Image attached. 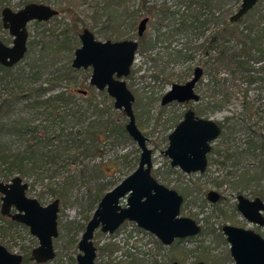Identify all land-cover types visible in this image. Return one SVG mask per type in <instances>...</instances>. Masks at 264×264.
<instances>
[{"label":"rangeland","instance_id":"rangeland-1","mask_svg":"<svg viewBox=\"0 0 264 264\" xmlns=\"http://www.w3.org/2000/svg\"><path fill=\"white\" fill-rule=\"evenodd\" d=\"M24 1L0 0V10L3 6L16 9ZM35 1L56 9L58 15L39 25L31 24L28 26V46L31 47V58H38V55H43L48 51L43 49L53 50L56 42L61 43L63 40L64 35L60 34L74 29V33L68 34L69 36L67 35L65 40L69 41L68 45L71 51L66 52L64 50V52L54 53L53 55L52 52L48 53L51 54L50 57L53 58L54 62L52 63L51 58L47 56L48 65L51 66L50 64L54 65L56 63L57 66L47 68L41 80L46 78L55 68L63 67V63L67 62V57H69V63L71 62L74 50L79 47L77 35L84 28L90 30L99 41L136 39L137 23L145 14L144 10L139 14L134 12L138 8L135 6L137 0H124L123 3L114 4V7L110 8L113 12L111 14H114V19L111 18V15L106 14L109 0ZM149 1L154 5H159L157 8L162 6L176 15L165 18L157 15L156 12L152 13L144 38L139 40L140 45L131 67V77L127 79V85L135 99L133 110L135 114H138L137 125L148 139L147 146L152 149V170L155 176L162 183L174 188L184 196L180 214L193 218L200 224L201 230L194 236L182 238L170 245H163L158 242L154 235L139 232H135L136 237L127 240L126 233L134 230L132 225L128 223L123 225L116 236L112 238L114 241L110 239L111 236L96 230L93 242L97 247L99 258L108 261L109 264H171L174 260L180 264H194L199 257H203L202 260L209 264H232L229 244L221 232V225L230 223L255 229L256 225L244 219L236 209L235 197L237 194H243L250 198L258 195L264 200V152L262 147L259 146L261 143L260 138L255 136L253 141L256 147L241 161L234 164L233 157L227 159L225 156L233 153L234 150L246 149L250 135L244 124H237L238 126L232 128L231 122H227L224 123L222 136L215 143L221 153L209 156L207 168L203 174L184 173L177 167L170 166V159L163 154L168 142L167 135L174 126L172 119L180 120L186 108L182 104L160 107L159 101L172 84H183L190 79L195 67H201L204 71L198 88L204 87L209 79V75L205 74L204 62L210 55L205 53L201 46L210 36H213L214 29L207 27L204 32L196 31L195 36L184 33L169 38L171 29L177 28L181 20L189 15L190 10L186 7L188 3L184 0ZM219 1L221 3L219 9L220 20L230 17L238 10L240 5V0ZM257 6L258 8L252 18L256 21L260 18V14H264V5L258 4ZM217 24L219 27L221 26V22ZM0 39L8 44L11 43L7 33L1 29ZM184 47H188L189 51H183V58L179 62H174L169 58L174 51L181 50ZM26 60V58L23 59L12 70L13 73L16 72L18 67L24 66ZM87 74V72H83L73 78L63 80L59 84V88L40 95L37 100L46 101L49 96L65 90L67 87L86 89L88 85ZM235 83L236 87L233 86L232 89H227L228 93L231 94L227 102L220 109L204 116L223 122L225 116L236 115L241 110L243 92L246 90V100L253 107L258 108L257 115L262 117L258 122L259 133H264V115L262 116L264 110V77L261 81L250 86H247L246 82L235 81ZM198 88H196L197 92L199 91ZM94 91L96 101L103 103L102 98L96 96L97 91ZM26 93L25 88L21 96ZM7 97L6 83H2L0 86V99H6ZM33 100V97H24L20 101L21 103L14 107L15 114L13 117H20L25 121H29L30 125H37V134H39L41 132L40 123H44L47 117L43 111H50L51 109H45V106L34 107L32 110L22 108L24 104ZM79 103L77 100L76 104ZM198 104L191 103V106L195 109ZM118 111L114 109L105 112L103 120L112 117L117 122L123 120L125 123L127 121L126 116L121 117ZM72 121L71 116H68L67 121L61 124L64 127L61 138L66 139L64 134L73 129L71 128L74 125ZM84 124L85 122L79 123L83 126ZM230 129L231 134L229 133ZM32 139L31 134H27L20 139L16 136L7 137L9 149L6 154L13 155L26 143L32 142ZM139 153L140 150L136 142L129 135L117 140L102 136L101 141L98 142H91L90 138L85 137L82 146L76 148L72 144L68 145V150L64 155L44 166L41 175L43 177L42 182L34 180L33 177L19 176L28 184L26 191L28 196L37 198L42 204H47L54 198L59 199V230L64 227L67 235H72L77 227L86 224L91 217L97 205V198L119 183L137 167ZM73 157H77L75 164H72ZM246 170H249V173H257L254 180L248 184L239 180L240 174ZM9 179H3L0 176V180L8 181ZM214 180H216V183ZM51 187L54 188V192L48 190ZM211 189L220 193V198L216 202H210L206 198L207 191ZM98 191L99 196L96 197ZM81 232L82 230H79L77 238L80 237ZM257 232L264 237V226L259 227ZM66 239L59 248V252L63 253L61 257H58L59 264H66L67 255L72 254ZM115 242L118 244L115 245ZM0 243L12 252L24 254L30 253L38 242L29 233L28 227L22 224L8 225L6 221L0 220ZM106 243H112L113 250L101 253L98 247L104 246ZM132 245H135V247ZM129 246L133 247L130 250L137 252L136 258L126 256V251L129 249L127 247ZM77 251L76 248L75 255ZM57 252L58 248L56 249ZM45 264H56V261L53 259Z\"/></svg>","mask_w":264,"mask_h":264},{"label":"water","instance_id":"water-1","mask_svg":"<svg viewBox=\"0 0 264 264\" xmlns=\"http://www.w3.org/2000/svg\"><path fill=\"white\" fill-rule=\"evenodd\" d=\"M259 1L240 0L239 8L229 17V22H238ZM57 14L56 10L44 4L31 3L17 12L5 8L2 11V24L14 40L12 46L0 40V66L11 68L24 58L28 22H46ZM146 23L147 18L139 22V37ZM78 38L80 47L74 51L71 67L91 70L89 85L98 92L105 91L113 100V107L122 110L127 118L125 130L136 142L140 153L137 167L100 198L78 239L76 263L96 264L94 232L99 229L103 233H113L124 221L135 222L138 227L154 234L164 245L171 244L176 238L198 234L200 225L191 217L180 215L182 195L159 183L151 175L152 150L147 146V137L136 124L132 108L134 97L124 80L130 74L137 42L99 41L86 28ZM202 74V68L196 67L192 78L184 84H172L161 98V105L197 102L199 97L194 93V87ZM76 92L85 94L82 90ZM220 132L216 121L198 117L192 109H188L169 133L168 145L163 153L170 159L171 166H177L185 173H203L207 166L209 142ZM27 188L28 184L19 175H14L8 181L0 180V214L28 227L29 233L38 240L30 258L36 263H44L55 256L53 239L58 236L59 199L41 204L38 199L26 194ZM219 196L213 190L207 192L211 202H216ZM236 199V207L245 219L259 226L264 225V202L260 197L249 200L237 195ZM221 230L229 244L233 264H264V238L260 234L228 223L223 224ZM22 259V254L8 250L0 243V264H21ZM172 264L179 263L174 261ZM195 264L207 263L197 261Z\"/></svg>","mask_w":264,"mask_h":264},{"label":"trees","instance_id":"trees-1","mask_svg":"<svg viewBox=\"0 0 264 264\" xmlns=\"http://www.w3.org/2000/svg\"><path fill=\"white\" fill-rule=\"evenodd\" d=\"M185 1L188 3L186 7L190 10L189 15L181 20L177 28L171 29L169 38H174L184 33L194 36L197 30L202 28L206 23H209L210 15L211 17L215 15V39L201 46L205 53L210 56L204 62L205 74L209 75V79L204 87L199 89L201 97L204 100L199 108V113L208 114L209 112H214L216 109H220L227 102L231 97L227 89H232L233 86L236 87L235 81L246 82L247 86H250L253 83L261 81L264 77V14H260L258 21L252 19L258 8L257 5H264V0L259 1L252 10L236 23L229 22V17L220 20L219 9L221 8V3L219 0ZM123 2L124 0H109L106 7V12H108L104 11V13L111 15V18L114 19V14H111L113 12L110 8H113L114 4ZM155 12L165 18L176 15L174 12H170L163 7L158 10L154 9L153 14ZM219 22H221L220 27L217 24ZM73 33L74 29H70L68 32L60 34L64 35L61 43L57 41L53 50L48 48L43 49L48 51L43 55H38V58L30 57L32 52L31 47L28 46L24 57V59H27L26 63L24 66L18 67L15 73L12 70L19 64L12 68L0 66V86L2 83H6L8 91V97L0 99V176L3 179L20 175L27 178L33 177L34 180L42 182L43 177L41 175L44 166L64 155L68 150V145L72 144L78 148L83 145L85 137L90 138L91 142L101 141L102 136L111 137L116 140L121 137H128L123 120L117 122L112 117L103 120L105 112L115 109L113 107V100L105 92H96V96L101 97L103 103L96 101L95 91L92 87H89V94L85 97L74 94L67 87L65 90L58 91L54 95L49 96L46 101L37 100V97L40 95L59 88V84L63 80L83 73L81 71L77 73L73 70L69 63V57H67V62L63 63V67L55 68L53 72L41 80L47 68L57 66L56 63L54 65L50 64L51 66L48 65L47 56L54 63L53 58L50 57L51 54L48 53L52 52L53 55L54 53L64 52V50L66 52L71 51L68 45L69 41L65 40L68 34ZM183 51H189L188 47L174 51L170 54L169 58L174 62H179L183 58ZM25 88L27 93L21 96ZM24 97L34 98L32 102L24 104L22 108L25 110H32L34 107L41 106H45V109H51L50 111H43L48 118H45L44 123H40L41 132L39 134H37V125H30L29 121H25L20 117H13L15 114L14 107L20 104V101ZM246 97L245 90L243 92L240 112L236 115L225 116L222 122L223 127L224 123L231 122L232 128H235L237 124H244L250 135H248L249 141L246 149L234 150L233 153L225 156L227 159L233 157L235 160L234 164L241 161L244 156L248 155L256 147L253 141L255 136H259L261 142L259 146L262 147V151L264 152V133H259L260 129L258 128V122L262 117L261 115H257L258 108L253 107L246 100ZM77 100L80 102L79 104H76ZM118 112L124 118V113L120 110ZM262 112L263 116L264 110ZM68 116H71L74 125H72L71 128L73 129L71 131L64 134L66 139H63L60 137L64 129L61 124L67 121ZM136 117L138 119L137 113ZM172 120L173 123L176 122L175 119ZM83 122H85L84 126L79 125V123ZM229 133H232L231 129ZM27 134L32 135V142L26 143L13 155L6 154V151L9 149L7 137L16 136L20 139L24 138ZM76 158L73 157L72 164L77 162ZM256 174V172L249 173V170L243 171L239 180L242 183L248 184L254 180V176H257ZM48 190L50 192L55 191L53 187ZM95 196H99V191ZM100 197L97 198L96 202L99 201ZM0 220L6 221L8 225H17L16 222L1 214ZM84 226L85 224L77 227L72 235H67L64 227H60L59 236L54 242L55 247L58 248V252L54 258L56 264L60 263L58 257H61L63 253L59 252V248L65 238H67L66 242L72 250V254L67 255L66 264H76L75 251L78 240L76 236L79 230H83ZM111 244L106 243V245L98 247V250L101 253L104 251L110 252L113 250ZM96 259H98V256ZM200 259L202 260L203 257H199L197 260ZM23 263L37 264L31 262L29 253H24Z\"/></svg>","mask_w":264,"mask_h":264},{"label":"flooded vegetation","instance_id":"flooded-vegetation-1","mask_svg":"<svg viewBox=\"0 0 264 264\" xmlns=\"http://www.w3.org/2000/svg\"><path fill=\"white\" fill-rule=\"evenodd\" d=\"M26 1V2H25ZM23 3H22V5H20V7H17L16 9H13V8H10V7H8V6H3V8L0 10V29L1 30H3L4 32H6L7 33V35H8V37L10 38V40H11V43H7V42H5V41H3V40H1L5 45H7V46H12V43H13V40H14V38L9 34V32H8V30L7 29H5L4 27H3V24H2V11L5 9V8H8V9H10L12 12H17V11H19L20 9H22V8H24V6H26V5H28V4H31V3H33V4H42V3H38V2H36L35 0H25ZM215 3H214V1H213V5H214ZM45 5V4H44ZM48 6V5H47ZM136 6V10L134 11L135 13H141V11L142 10H144L143 12H145V14H144V16L138 21V23H137V27H136V35H137V38L136 39H126V40H133V41H135V42H137V44H138V48H139V40H142L143 38H144V34H145V32H146V29H147V24L149 23V21L151 20V15H152V13H153V10L154 9H159V8H157V7H159V5H154V3H152L151 1H149V0H137V4L135 5ZM50 7V6H49ZM52 8V7H51ZM160 8H162V6H160ZM52 9H54V8H52ZM54 10H56V9H54ZM57 11V10H56ZM58 12V11H57ZM58 15V14H57ZM56 15V16H57ZM158 15V14H157ZM55 16V17H56ZM55 17H52V18H55ZM52 18H50V19H52ZM144 18H147V23H146V26H145V30H144V32H143V34H142V36H138V34H137V30H138V24H139V22L142 20V19H144ZM49 19V20H50ZM47 22V21H46ZM40 23H43V22H38V21H30V22H28L27 23V25H26V31H27V40H26V52H27V48H28V26L29 25H31V24H33V25H39ZM213 28L214 29V34H213V36H210V38L206 41V42H211V41H213L214 39H215V15H213L212 17H211V15H210V17H209V23H206L205 25H203V27L202 28H200L199 30H197V31H202V32H204V30L206 29V28ZM85 29V28H84ZM82 32V31H81ZM80 32V33H81ZM79 33V34H80ZM199 33H201V32H199ZM198 33V34H199ZM79 34L77 35V37L79 36ZM195 36V35H194ZM78 40H79V38H78ZM105 41H107V40H105ZM109 41H111V42H116V41H123V40H116V41H112V40H109ZM158 41V40H157ZM156 41V42H157ZM205 42V43H206ZM204 43V44H205ZM79 47H80V41H79ZM78 48V47H77ZM76 48V49H77ZM138 48H137V50H138ZM75 49V50H76ZM74 50V51H75ZM137 52V51H136ZM25 55H26V53H25ZM25 55H24V57H25ZM135 56H136V53H135ZM135 56H134V59H135ZM73 57H74V52H73ZM24 59V58H23ZM22 59V60H23ZM73 59V58H72ZM21 60V61H22ZM20 61V62H21ZM20 62H18L17 64H19ZM71 62H72V60H71ZM71 62H70V66H71ZM133 63H134V61H133ZM133 63H132V65H133ZM16 64V65H17ZM16 65H14V66H16ZM13 66V67H14ZM132 67V66H131ZM12 68V67H11ZM72 68V67H71ZM196 68V67H195ZM194 68V69H195ZM201 68V67H200ZM73 69V68H72ZM193 69V70H194ZM73 70H75V69H73ZM203 70V69H202ZM77 73H79L80 71L81 72H87L88 74V85H87V88L86 89H77V88H74V89H71L70 88V91H72L74 94H77V95H80V96H83V97H85V96H87L88 94H89V87H92V86H90L89 85V78H90V73H91V70L90 69H78V70H75ZM203 74H204V71H203ZM203 74H202V76H203ZM192 76H193V71H192ZM192 76H191V78H192ZM202 76H201V78H200V80L196 83V85H195V87H194V93L199 97V100L197 101V102H193V101H190V102H187V103H177V102H172V103H168V104H166V105H164V106H162L161 105V98L163 97V95L168 91H166L162 96H161V98H160V101H159V104H160V107H166V106H169V105H172V104H182V105H184V107L186 108L185 110H184V112H183V115H184V113L188 110V109H192L193 111H194V113L198 116V117H203V118H210V119H213L214 121H216V123H218V125L220 126V128H221V132L219 133V135L215 138V139H213V140H211L210 142H209V144H210V150L207 152V154H206V157H207V163H208V160H209V156H211V155H218V154H220L221 153V151L217 148V146L215 145V143H216V141L222 136L221 134H222V130H223V126H222V122H220V121H217L216 119H214V118H211V117H207V116H204L205 114H200L199 113V108H200V106H201V104H203V99H202V97H201V92H200V88H198V85H199V83L201 82V79H202ZM131 77V70H130V74L128 75V77L127 78H125L124 80H125V82H126V85H127V79L128 78H130ZM190 78V79H191ZM189 80V79H188ZM187 80V81H188ZM186 82V81H185ZM184 82V83H185ZM183 83V84H184ZM93 88V87H92ZM127 88H128V85H127ZM196 88H198V92L196 91ZM94 90H96L95 88H93ZM129 89V88H128ZM78 90H82V91H85V94H79V93H77L76 91H78ZM97 91V90H96ZM98 92V91H97ZM103 92H105V91H103ZM131 92V91H130ZM106 93V92H105ZM133 95V94H132ZM134 97V96H133ZM135 100V99H134ZM134 102V101H133ZM200 102V103H199ZM191 103H194V104H198L197 106H196V110L194 109V108H192V106H191ZM132 108H133V104H132ZM117 110V109H116ZM120 111H122V110H120ZM133 112H134V110H133ZM209 113H211V112H209ZM208 113V114H209ZM183 115H182V118H183ZM134 116H135V121L137 120V118H136V114L134 113ZM181 118V119H182ZM180 119V120H181ZM180 120H176V122H174V126H173V128L175 127V125L180 121ZM173 121V120H172ZM126 123V122H125ZM136 124H137V122H136ZM138 126V125H137ZM139 128V127H138ZM173 130V129H172ZM171 130V131H172ZM170 131V132H171ZM169 132V133H170ZM169 133H168V135H169ZM168 135H167V141H168ZM148 140V139H147ZM167 145H168V142H167ZM167 147V146H166ZM150 148V147H149ZM151 149V148H150ZM166 149V148H165ZM164 149V150H165ZM152 150V149H151ZM163 150V151H164ZM164 154V153H163ZM152 159V158H151ZM169 164H170V162H169ZM171 166V165H170ZM152 167H153V164H152ZM173 167V166H172ZM174 167H177V166H174ZM178 169H180L179 167H177ZM206 168H207V166H206ZM181 170V169H180ZM182 171V170H181ZM206 171V169L204 170V172ZM184 172V171H183ZM203 172V173H204ZM185 173V172H184ZM191 173H199V174H203V173H200V172H191ZM151 175L159 182V183H161V184H163L164 186H166V187H168V188H171V187H169V186H167L166 184H164V183H162L159 179H157V176H155V174H154V171L151 169ZM241 175V174H240ZM124 179V178H123ZM214 182L216 183V180H214ZM118 184V183H117ZM116 184V185H117ZM114 187V186H113ZM112 187V188H113ZM172 189H174V188H172ZM175 190V189H174ZM212 190V189H211ZM211 190H208V191H211ZM27 191V190H26ZM108 191V190H107ZM177 191V190H176ZM207 191V192H208ZM213 191H215V190H213ZM178 192V191H177ZM215 192H217V191H215ZM105 193V192H104ZM103 193V194H104ZM217 193H219V192H217ZM27 194V193H26ZM180 194V193H179ZM180 195H182V194H180ZM219 195H220V193H219ZM237 195H243V194H237ZM237 195H236V197H235V199L237 198ZM244 197H246V198H248L249 200H253L255 197H260V196H258V195H256V196H254V197H252V198H250V197H247V196H245V195H243ZM102 197V196H101ZM100 197V198H101ZM182 197H183V200H184V196L182 195ZM206 198H207V193H206ZM219 198H220V196H219ZM218 198V199H219ZM37 199V198H36ZM208 199V198H207ZM260 199L264 202V200L260 197ZM100 200V199H99ZM39 201V200H38ZM123 201V200H122ZM40 202V201H39ZM99 202V201H98ZM98 202H97V204H98ZM183 202V201H182ZM211 202V201H210ZM41 203V202H40ZM42 204V203H41ZM182 204V203H181ZM237 205V199H236V204H235V206ZM97 206V205H96ZM180 208H181V206H180ZM236 209H237V207H236ZM238 210V209H237ZM11 212H13V210H11ZM59 212V211H58ZM240 213V212H239ZM241 214V213H240ZM262 214H263V216H264V212H262ZM181 215V214H180ZM242 215V214H241ZM4 216V215H3ZM185 216V215H184ZM5 217H7V218H9V219H11L9 216H5ZM244 218V217H243ZM193 219V218H192ZM245 219V218H244ZM89 220V219H88ZM247 220V219H246ZM248 221V220H247ZM14 222H16V221H14ZM58 223H59V221H57ZM249 222V221H248ZM17 224H21V223H18V222H16ZM87 223V222H86ZM128 223H130L131 225H132V228L134 229V230H132L131 232H127L126 233V238H127V240H129V239H131V238H133V237H136V233L135 232H139V233H145V234H147V235H154V234H152L151 232H149V231H146V230H144V229H142V228H140V227H138L136 224H135V222H133V221H124L113 233H105V234H107V235H109V236H111V238L110 239H112L114 236H116V234L120 231V229H121V227L123 226V225H125V224H128ZM251 223V222H250ZM225 224V223H224ZM228 224H230V223H228ZM253 225H256L255 226V229H252V228H246V227H243V226H239V227H242V228H246V229H252V230H254L256 233H258L257 232V230L259 229V227H263V226H259V225H257V224H255V223H252ZM23 225V224H22ZM86 225V224H85ZM200 225V224H199ZM223 225V224H222ZM221 225V226H222ZM231 225H234V224H231ZM23 226H25V225H23ZM234 226H238V225H234ZM27 227V226H26ZM57 227H58V236H59V232H60V230H59V225L57 224ZM201 227V226H200ZM84 228H85V226H84ZM84 228H83V230H84ZM83 230H82V232H83ZM97 230H99V229H97ZM100 231V230H99ZM81 232V233H82ZM101 232V231H100ZM221 232H222V230H221ZM95 233V232H94ZM101 233H103V232H101ZM223 234V233H222ZM259 234V233H258ZM261 235V234H260ZM58 236L55 238V239H53V247H54V251H55V256H54V258L56 257V247H55V244H54V242H55V240L58 238ZM155 236V235H154ZM262 236V235H261ZM189 237V236H188ZM225 237V236H224ZM263 237V236H262ZM36 238V237H35ZM80 238V237H79ZM78 238V239H79ZM157 240H158V242H160L161 244H163L157 237H155ZM186 238V237H185ZM264 238V237H263ZM37 239V238H36ZM182 238H176V239H174V241L172 242V243H176L177 241H180ZM113 240V239H112ZM226 240V239H225ZM114 241V240H113ZM37 242H38V240H37ZM77 242H78V240H77ZM94 243V242H93ZM171 243V244H172ZM38 244V243H37ZM118 244V243H117ZM116 244V242H115V245H117ZM95 245V244H94ZM164 245V244H163ZM170 245V244H169ZM37 246V245H36ZM76 246H77V243H76ZM96 246V245H95ZM132 246H134L135 247V245H132ZM34 248V247H33ZM32 248V249H33ZM77 248V247H76ZM127 248H129V249H127V251H126V256H128L129 258H131L132 256L134 257V258H136L135 256H136V254H137V252H134V250L132 251V250H130V249H132L133 247H127ZM31 249V250H32ZM78 250V249H77ZM30 253H31V251H30ZM30 253H29V258H30ZM77 253H78V251H77ZM76 253V254H77ZM20 254H22V256H23V259H24V254L23 253H20ZM230 254V253H229ZM97 256H98V259H96L97 258ZM53 258V259H54ZM23 259H22V262H21V264L23 263ZM53 259H51V260H53ZM30 260H31V258H30ZM233 260V259H232ZM50 261V260H49ZM75 261H76V259H75ZM174 261H176V260H174ZM174 261H172L171 262V264L174 262ZM197 261H203V262H205V263H207L206 261H204V260H197ZM196 261V262H197ZM31 262H34L33 260H31ZM99 262H101V264H109V262L108 261H106V260H104V259H100L99 258V253H98V251H97V247H96V257H95V263L96 264H99ZM178 262V261H177ZM195 262V263H196ZM34 263H36V262H34ZM46 262H44V263H37V264H45ZM179 263V262H178ZM194 263V264H195ZM77 264V263H76ZM180 264V263H179ZM207 264H209V263H207ZM233 264V263H232Z\"/></svg>","mask_w":264,"mask_h":264}]
</instances>
